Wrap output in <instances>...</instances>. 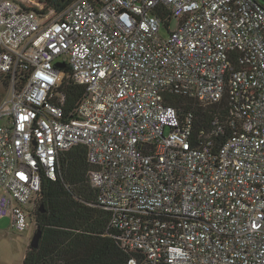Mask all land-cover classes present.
Instances as JSON below:
<instances>
[{
  "label": "built area",
  "instance_id": "obj_1",
  "mask_svg": "<svg viewBox=\"0 0 264 264\" xmlns=\"http://www.w3.org/2000/svg\"><path fill=\"white\" fill-rule=\"evenodd\" d=\"M65 75L84 88L66 118ZM169 95L225 97L231 134ZM78 145L128 264H264V5L0 0V219L24 231L42 174Z\"/></svg>",
  "mask_w": 264,
  "mask_h": 264
},
{
  "label": "trees",
  "instance_id": "obj_2",
  "mask_svg": "<svg viewBox=\"0 0 264 264\" xmlns=\"http://www.w3.org/2000/svg\"><path fill=\"white\" fill-rule=\"evenodd\" d=\"M75 1L46 3L62 10ZM163 27L166 28L165 23ZM57 91L64 96L62 110L66 118L75 109L84 88L65 75ZM167 100L180 119L189 111L193 113L195 129L203 127L210 131L212 120L217 118L225 127V134L215 138L221 141L231 134L225 97L214 104L178 95H169ZM90 170L85 147L78 145L61 155L55 179L42 174L37 199L45 210L41 212L38 207L34 211L36 229L41 235L36 248H27L22 264H128L131 254L120 248L111 236L113 230L107 227L109 211L96 204L95 190L89 182Z\"/></svg>",
  "mask_w": 264,
  "mask_h": 264
},
{
  "label": "rangeland",
  "instance_id": "obj_3",
  "mask_svg": "<svg viewBox=\"0 0 264 264\" xmlns=\"http://www.w3.org/2000/svg\"><path fill=\"white\" fill-rule=\"evenodd\" d=\"M259 1L264 4V0ZM175 22V19H173L172 27H175ZM167 33L166 28L161 27L160 35L165 37ZM40 205H43V203L39 199H34L28 206V227L24 231L12 228L9 217L0 219V264H22L26 250L36 230L34 211ZM42 208L44 211L43 206Z\"/></svg>",
  "mask_w": 264,
  "mask_h": 264
},
{
  "label": "water",
  "instance_id": "obj_4",
  "mask_svg": "<svg viewBox=\"0 0 264 264\" xmlns=\"http://www.w3.org/2000/svg\"><path fill=\"white\" fill-rule=\"evenodd\" d=\"M55 66L58 68H62L64 66V64L60 63V62H56ZM39 210L41 212L43 211L42 206L39 207ZM40 235H41V231L39 229H36L32 239H31V242L29 244L30 248H36L38 246V241H39Z\"/></svg>",
  "mask_w": 264,
  "mask_h": 264
}]
</instances>
